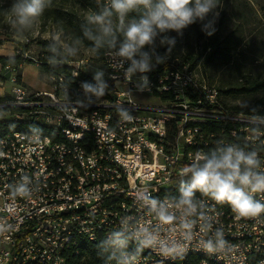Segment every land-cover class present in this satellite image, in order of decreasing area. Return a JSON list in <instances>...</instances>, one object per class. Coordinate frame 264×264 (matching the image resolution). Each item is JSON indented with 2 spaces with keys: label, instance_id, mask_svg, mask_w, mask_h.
I'll return each instance as SVG.
<instances>
[{
  "label": "built area",
  "instance_id": "built-area-1",
  "mask_svg": "<svg viewBox=\"0 0 264 264\" xmlns=\"http://www.w3.org/2000/svg\"><path fill=\"white\" fill-rule=\"evenodd\" d=\"M61 50L72 80L51 76L50 92L22 85L23 64L0 75V86H12L0 111L20 108L15 119L53 134L0 139V264H67L81 239L105 242L110 258L100 264H264V213L240 217L211 196L184 204L162 195L190 174L181 170L197 152L255 151L264 171V116L230 109L188 60H159L146 45L131 57L105 54V100L76 79L88 57L67 43ZM15 53L42 62L24 45ZM253 198L264 204V194Z\"/></svg>",
  "mask_w": 264,
  "mask_h": 264
},
{
  "label": "trees",
  "instance_id": "trees-1",
  "mask_svg": "<svg viewBox=\"0 0 264 264\" xmlns=\"http://www.w3.org/2000/svg\"><path fill=\"white\" fill-rule=\"evenodd\" d=\"M18 0H0V42L13 41L7 38L8 33L18 36L29 35L26 25H21L12 11V6ZM108 5V0H45L43 15L38 17L42 27L51 25L58 33L76 47L86 48L93 52L97 60L104 63L105 54L112 50L121 49L124 37L116 30V17L113 16V36L105 38L100 46L96 45L95 37H99L100 26L90 23L89 17L99 15ZM262 17L257 15L255 8L247 0H219V3L210 10L203 20L197 18L194 22V34L203 40L199 50L185 48V55L179 57L188 60L191 69H202V79L215 86L230 109L238 113L253 116H264V3L261 6ZM132 19H139L137 12H130L125 17L127 24ZM214 20V21H212ZM14 25V26H13ZM19 29V30H18ZM11 31V32H9ZM212 34L209 35L208 33ZM87 33V34H86ZM4 35L6 37H4ZM109 41H112L109 43ZM19 42H15V44ZM40 67L49 75L63 74L68 81L72 80L71 67L67 64L68 56L61 50L60 40H40ZM146 46L157 51V59L161 60L167 55L177 57L179 42L166 44L157 48L154 41ZM28 49V46L25 45ZM171 52V53H170ZM62 53V55H60ZM3 67L10 64L19 66L31 59L24 60L21 56L13 58H0ZM20 79L22 80L21 70ZM78 80L95 91L100 92L102 98H111L109 92L111 85L108 82L99 83L87 73L80 74ZM9 96L0 98L8 99ZM247 100V106H231V100ZM20 108L6 110L5 120L0 121V139L14 132L42 133L52 136V129L35 121L17 120L14 113L21 112ZM209 128L220 130L222 125L210 122ZM171 134L177 133V126L169 125ZM191 183V173L183 178L171 182L162 189V195L176 202H182L183 189ZM211 196L196 190L191 202L199 197ZM231 209L228 204H224ZM79 254L72 253L67 257V264H100L110 258V250L103 240L91 242L81 239L78 244Z\"/></svg>",
  "mask_w": 264,
  "mask_h": 264
},
{
  "label": "clouds",
  "instance_id": "clouds-1",
  "mask_svg": "<svg viewBox=\"0 0 264 264\" xmlns=\"http://www.w3.org/2000/svg\"><path fill=\"white\" fill-rule=\"evenodd\" d=\"M218 3L219 0H108L102 12L90 16L89 21L100 26L101 35L94 38L100 46L105 38L113 36L111 18L115 16L116 30L124 37L120 55L131 57L144 45L151 44L158 32L179 31L197 18L203 20ZM44 8L45 0H18L12 11L18 22L26 25L41 17ZM130 12H137L139 19L126 24L125 17ZM140 67L147 65L142 63ZM193 159L192 166L181 170L183 174L191 173V183L183 189L182 203L190 204L194 192L199 190L210 194L219 204H228L240 217L253 218L264 213V204L253 198L254 194H264V171H258L261 161L255 151L229 147L212 155L197 152ZM18 191H24L23 187Z\"/></svg>",
  "mask_w": 264,
  "mask_h": 264
},
{
  "label": "rangeland",
  "instance_id": "rangeland-1",
  "mask_svg": "<svg viewBox=\"0 0 264 264\" xmlns=\"http://www.w3.org/2000/svg\"><path fill=\"white\" fill-rule=\"evenodd\" d=\"M250 5H252L257 11V15L261 18V6L264 3V0H247ZM214 21V20H212ZM14 26V25H13ZM26 29L28 30L29 35L18 36L16 34L8 33L7 38L14 40L15 42H19L15 44V46H25L27 40L30 42L27 44L29 52L33 56H37L40 52L39 41L40 40H60L63 43L70 44L66 38H63L61 34L58 33V30L51 26L47 25L42 27L39 20L36 18L31 23L26 24ZM19 30V29H18ZM195 25L194 23L179 30H166L163 33L158 32L157 36L153 39L157 48H162L166 44H170L167 41L171 40L174 42H179V49L176 54L177 56L185 55V48L189 46V48H194V50H199L203 46V40L197 38L194 34ZM11 32V31H9ZM4 37H6L4 35ZM162 41H164L162 43ZM9 42H12L11 40ZM174 43H171V45ZM74 51H76L79 55H85L89 59V66L86 69V73L91 76L94 80L99 83H104L107 81L104 63L97 60L96 55L86 48L76 47L75 45L71 46ZM171 53V52H170ZM62 55V53L60 54ZM172 56V55H171ZM195 72L199 77H202V69L197 68ZM22 76V85L28 89L31 93H44V91H51V79L49 75L44 73L40 67V64H37L33 61H27L23 64L21 69ZM7 89H11V84L7 83ZM248 101L241 100H231V106H247ZM7 115L4 112L0 111V121L5 120Z\"/></svg>",
  "mask_w": 264,
  "mask_h": 264
},
{
  "label": "crops",
  "instance_id": "crops-1",
  "mask_svg": "<svg viewBox=\"0 0 264 264\" xmlns=\"http://www.w3.org/2000/svg\"><path fill=\"white\" fill-rule=\"evenodd\" d=\"M15 42H9V41H1L0 42V58H13L15 57ZM3 70V64L0 61V75L2 74ZM7 83L0 86V98L9 96L11 93V89H7ZM12 88V87H11ZM47 92V91H44Z\"/></svg>",
  "mask_w": 264,
  "mask_h": 264
}]
</instances>
